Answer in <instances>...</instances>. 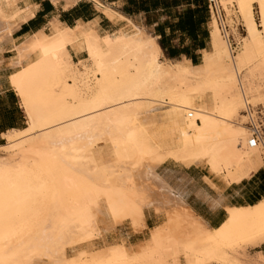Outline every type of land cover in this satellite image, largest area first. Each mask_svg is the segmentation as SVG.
<instances>
[{
    "label": "bare ground",
    "instance_id": "bare-ground-1",
    "mask_svg": "<svg viewBox=\"0 0 264 264\" xmlns=\"http://www.w3.org/2000/svg\"><path fill=\"white\" fill-rule=\"evenodd\" d=\"M18 1L0 0V50L32 15ZM52 1L69 8L80 0ZM221 5L227 13L237 10L228 20L238 12L245 27L237 57L215 19L211 50L202 51L198 65L162 62L156 39L138 28L101 36L92 28L52 24L51 34L42 31L16 47L19 71L10 82L27 128L4 134L7 144L0 146L12 154L0 155V264L145 263L128 242L103 236L126 223L142 228L148 208L171 203L155 199V189L167 188L157 173L161 165H203L227 184L259 171L264 144L251 146L247 117L236 120L241 103L247 107L253 99L245 98L240 76L264 58V0ZM70 48L87 59L73 62ZM83 76L88 81L81 88ZM227 211L221 227L201 231L196 241L190 236L171 256L197 253L216 264H235L232 254L241 243L264 236V200Z\"/></svg>",
    "mask_w": 264,
    "mask_h": 264
},
{
    "label": "crops",
    "instance_id": "crops-1",
    "mask_svg": "<svg viewBox=\"0 0 264 264\" xmlns=\"http://www.w3.org/2000/svg\"><path fill=\"white\" fill-rule=\"evenodd\" d=\"M103 1L109 2L113 9L126 17L128 21L109 19L89 0H80L69 8H65L64 2L56 5L52 0L18 1V8L21 10L31 9L32 15L22 21L23 23L21 22L1 44L0 146L6 143L4 134L12 130L27 128V119L20 99L10 82L12 74L19 71V68L13 65L18 56L15 51L16 47L22 46L25 41L27 43L42 31L45 34H51L52 24L72 29L78 26L92 28L104 36L107 33L114 34L119 30L131 31L130 23L132 22L156 39L162 51V59L169 61L189 59L192 64H194V60L200 63L202 51L208 50L193 48L185 33L174 31V28L171 27L172 23L168 25V17L158 18L149 13L137 11L134 6L129 4V0ZM209 40H203L207 47L211 44V37ZM197 42H200V38ZM69 50L74 62L86 58V53L83 51H76L73 48ZM157 173L164 179L167 188L163 192H156L155 199L171 202L170 204L159 203V206L162 209H169L174 205L189 208L209 230L218 229L226 222L229 216L228 209L250 207L264 200V165L250 178L241 183L232 184H227L221 177L211 174L203 165L189 167L173 160L161 165L157 169ZM162 222V214L148 209L145 211L144 227L141 230L134 231L126 223L114 227L105 233L103 238L111 243L125 241L128 242L127 245H137L138 249L149 240L151 231L159 227Z\"/></svg>",
    "mask_w": 264,
    "mask_h": 264
},
{
    "label": "rangeland",
    "instance_id": "rangeland-1",
    "mask_svg": "<svg viewBox=\"0 0 264 264\" xmlns=\"http://www.w3.org/2000/svg\"><path fill=\"white\" fill-rule=\"evenodd\" d=\"M89 1L92 2V3H94V4H95V2L101 3L104 6V9L103 10H100V11L105 16H107L109 19H111V20H127L126 17H124L122 14H119L117 11H115L113 9L112 5L109 4V2L103 1V0H89ZM231 11H232V13H234L237 10L232 9ZM232 13L231 12L230 13H227L226 12V14H228L227 15L228 17H230V15ZM155 15H157V14H155ZM255 17H256L257 22H259V16H258V9H257V7H255ZM210 21L211 20L209 19V22L207 24V29L209 31H210V25H211ZM229 22L231 23V21H229ZM130 24H131L132 29L133 28H138L139 30H141L137 25H134L132 22ZM141 31L143 33H145L143 30H141ZM233 32H234L236 38H238L237 32L235 30H233ZM246 37H247V34L245 32L244 33V36L242 37L241 43H240L238 49L235 51V53L233 52V50L231 49V47L229 45V47L231 49V52L233 53L234 57H237L241 53V51L243 50V47L242 46L244 45L243 43H244V39ZM222 40L224 42L226 41L225 43L227 45L229 44L227 42V40H225L223 38V36H222ZM208 50L209 51L211 50V44H209ZM86 59H87V55H86V58L84 60H86ZM201 59L199 60V62H201ZM161 61L164 62V63H172V64L178 63L176 65H181L182 62L184 64H186V65L191 64V61H188L186 59L185 60L183 59L182 61H172L171 62L169 60L162 59V56H161ZM79 69L80 70H83L84 69V66L81 65L79 67ZM240 77H241V80H242V90L244 92L245 98L248 100V102H250L251 98H253L254 101L252 99L251 102L247 105V107H246V105H244V104L241 103V105L239 107V114H240V116L237 117V120L236 121L237 122L243 121L242 118L243 117H247L246 121L248 122V120H249L248 117L251 115V112H250L251 108H253V109L256 110V108L258 106L264 105V97H262V96H264V58L263 59H258L257 61H255L247 71H245V72H243L241 74ZM78 81H79L78 82L79 83V86L82 88V83L83 82H86L88 80L85 78V76H83V77H80L78 79ZM254 96L257 98V100L255 99ZM255 101L256 102L258 101V102L256 103ZM246 112H248V115L245 114ZM238 118H240V119H238ZM247 122H246V124H247ZM247 127H249V126H247ZM6 142H7V140H6ZM5 144H7V143H5ZM0 155L1 156H6V157H10V155L12 156V154H7L3 150H0ZM155 191L156 192H159L157 189H155ZM174 208L177 209V210H175ZM150 209H153L156 213L163 215V222H162V224L159 227H157L158 229L155 228V229L152 230L153 232L151 231V239L149 238L148 243L145 242L143 245L139 246L138 249H137V246H130V245H128L129 249L131 250V252L133 254H135V255L142 254L140 256H142L141 258H144V259H142L143 261H145V263L143 262L144 264H157V263L158 264H174V263L175 264H216L213 261L204 260L197 253H193V254H190V255H187V256H182V257L181 256H178V257H175V256L172 257L171 256L172 255V249L175 248V246L181 245L183 242H186L187 240L190 241L192 236H193L192 237L193 239L191 241L198 240L196 238H203V235H204L202 233L203 230H204V232H206L207 230H209V229H207V227L204 225L203 222L201 223L202 220H200V218L197 217L194 214L193 211L191 212V210L190 209H187L186 207H184V208H181V207L178 208V206L177 207L176 206L170 207L169 209H165V210H164V208L162 209L160 206H158L157 208H155L153 206V208L150 207ZM161 209L163 210V212H162ZM199 223H200V225H199ZM164 224L165 225L168 224L169 226L166 225V227H164L165 226ZM129 226H130V228L132 227V230H134V229L141 230L143 228V227L142 228H138L137 226H132V225H129ZM203 226H204V228H203ZM163 228H165V229H163ZM201 228H203V229H201ZM165 230H166V232H165ZM164 233H166V235ZM247 233L248 234H253L254 233V230L253 229H249L247 231ZM153 234H154V236H152ZM161 235L166 238V240L164 242L165 244H163V241H164L165 238H162ZM187 236L189 237V239H188ZM186 237H187V239H186ZM184 238L186 240H184ZM158 240L159 241L161 240V241L159 242ZM120 242L122 243V241H120ZM151 242L153 244L152 245L153 247L152 248H148L149 247V244H151ZM97 244L98 243L96 242V246L95 247H98L99 246ZM159 244H160V246H159ZM263 245H264V236H258L254 240H252V241L245 242V243H241L236 248L237 253H233L232 254V258L234 259L235 264H264V246ZM156 246H158V248ZM140 250L142 251L141 253H140ZM143 250H144V252H143ZM143 253H144V255H143ZM68 255L69 256H72L73 255L72 251H69Z\"/></svg>",
    "mask_w": 264,
    "mask_h": 264
},
{
    "label": "trees",
    "instance_id": "trees-1",
    "mask_svg": "<svg viewBox=\"0 0 264 264\" xmlns=\"http://www.w3.org/2000/svg\"><path fill=\"white\" fill-rule=\"evenodd\" d=\"M129 4L137 11L146 12L158 18L168 17V25L172 23L171 27L174 31L185 33L193 48L208 49L203 41L210 39V31L207 29L210 19L207 0H129ZM198 36H200V42H197ZM194 65H198V61L194 60Z\"/></svg>",
    "mask_w": 264,
    "mask_h": 264
},
{
    "label": "built area",
    "instance_id": "built-area-1",
    "mask_svg": "<svg viewBox=\"0 0 264 264\" xmlns=\"http://www.w3.org/2000/svg\"><path fill=\"white\" fill-rule=\"evenodd\" d=\"M207 8L210 20L215 19L217 21L223 38L229 42L231 49L235 53L245 33V27L242 20L236 13L237 15L233 14L231 16L230 23L226 12L221 5V0H207ZM233 30L238 33V38H236ZM250 112L251 117L249 116L247 126L253 131L250 145L255 146L261 141L264 143V105L258 106L256 110L251 108ZM245 114L248 115V112Z\"/></svg>",
    "mask_w": 264,
    "mask_h": 264
}]
</instances>
